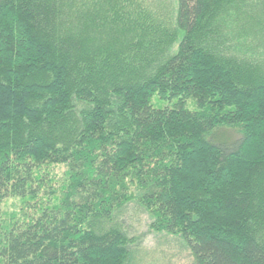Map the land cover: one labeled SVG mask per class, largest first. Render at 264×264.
Listing matches in <instances>:
<instances>
[{"label": "trees", "instance_id": "obj_1", "mask_svg": "<svg viewBox=\"0 0 264 264\" xmlns=\"http://www.w3.org/2000/svg\"><path fill=\"white\" fill-rule=\"evenodd\" d=\"M12 197L0 264H130L133 200L194 264H264V0H0Z\"/></svg>", "mask_w": 264, "mask_h": 264}, {"label": "rangeland", "instance_id": "obj_2", "mask_svg": "<svg viewBox=\"0 0 264 264\" xmlns=\"http://www.w3.org/2000/svg\"><path fill=\"white\" fill-rule=\"evenodd\" d=\"M145 6L165 16L174 13L176 0H140ZM66 167L56 166L52 169L62 176ZM58 191V195H59ZM27 205L18 197L4 200L0 205V224H7L21 217ZM114 222L117 223L127 236L133 237L131 245L130 264H194L189 250L175 235L156 232L150 227V215L136 201H129L116 212Z\"/></svg>", "mask_w": 264, "mask_h": 264}]
</instances>
